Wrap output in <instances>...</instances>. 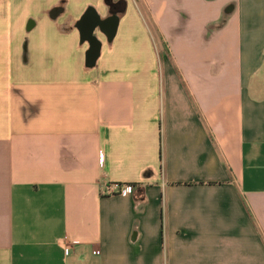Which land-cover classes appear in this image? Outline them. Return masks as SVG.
<instances>
[{"label":"crops","instance_id":"crops-1","mask_svg":"<svg viewBox=\"0 0 264 264\" xmlns=\"http://www.w3.org/2000/svg\"><path fill=\"white\" fill-rule=\"evenodd\" d=\"M117 1L0 0V264H264V0Z\"/></svg>","mask_w":264,"mask_h":264},{"label":"built area","instance_id":"built-area-1","mask_svg":"<svg viewBox=\"0 0 264 264\" xmlns=\"http://www.w3.org/2000/svg\"><path fill=\"white\" fill-rule=\"evenodd\" d=\"M132 191L133 185L130 183L107 182L102 185L100 193L103 196H112L116 194L129 195Z\"/></svg>","mask_w":264,"mask_h":264},{"label":"trees","instance_id":"trees-1","mask_svg":"<svg viewBox=\"0 0 264 264\" xmlns=\"http://www.w3.org/2000/svg\"><path fill=\"white\" fill-rule=\"evenodd\" d=\"M116 8L119 9V12L123 11L124 10V7H125V2L124 0H119L116 2L115 4Z\"/></svg>","mask_w":264,"mask_h":264},{"label":"water","instance_id":"water-1","mask_svg":"<svg viewBox=\"0 0 264 264\" xmlns=\"http://www.w3.org/2000/svg\"><path fill=\"white\" fill-rule=\"evenodd\" d=\"M59 10V9H58ZM57 9H54L51 11V14L54 16V14L58 11Z\"/></svg>","mask_w":264,"mask_h":264}]
</instances>
